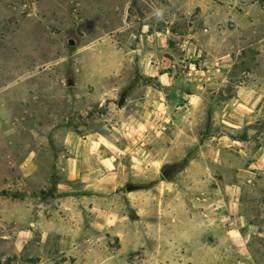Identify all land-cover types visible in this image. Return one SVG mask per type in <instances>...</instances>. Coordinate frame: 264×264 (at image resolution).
<instances>
[{"label":"rangeland","instance_id":"rangeland-1","mask_svg":"<svg viewBox=\"0 0 264 264\" xmlns=\"http://www.w3.org/2000/svg\"><path fill=\"white\" fill-rule=\"evenodd\" d=\"M156 32L175 63L163 84L142 74L137 45ZM146 97L160 102L152 117L125 130ZM263 105L264 0H0V264H36L17 244L32 223L77 233L47 264H264V133L246 141ZM93 138L112 145L97 155L112 181L89 192L62 165ZM93 208L119 230L90 228Z\"/></svg>","mask_w":264,"mask_h":264},{"label":"crops","instance_id":"crops-1","mask_svg":"<svg viewBox=\"0 0 264 264\" xmlns=\"http://www.w3.org/2000/svg\"><path fill=\"white\" fill-rule=\"evenodd\" d=\"M167 34L168 33L159 32L138 33L137 45L140 47L142 46L141 48L144 49V52H142L143 50H138L139 54L142 53L143 55V58L141 59L142 74H145V76L149 78L158 79L161 84H163L166 80L173 81L174 79L172 70L175 63L171 59L172 55L170 54L171 50L168 47L169 38ZM206 85L209 86V83ZM162 93L163 92L161 90H154V92H150V95L156 98ZM185 97L188 99L191 96L185 95ZM159 103L146 97L144 99V103L139 105L144 108L143 112H140L139 116L129 117L130 122H128V124L123 128H126L125 130L132 131L138 129L139 127H145V121L149 120L154 112L149 107L152 106V104L154 106L159 105ZM85 140L81 139L79 146L82 145L83 147H79V150H87V156H84L81 153V157L69 158L65 160L62 165L66 181L73 182L79 180L82 184H84L85 190H89V192H93L98 187L103 190L109 188L112 181L111 174L108 172V170L110 171V166L112 165L111 161L108 158L102 157V160H99L97 155L102 156V153H104L111 157L110 151L112 150V145L110 142L104 141V139L103 141H100L97 138H93L92 141H87V139ZM263 152L264 149L258 151L256 153V158L258 159ZM57 188L56 192H65L66 198L71 199L75 197L73 195V191L67 189L60 191V186H57ZM64 210L67 211L72 218H74L73 220L75 222L81 220L80 213L75 212L78 210H74L73 208L67 206ZM90 214H93L92 222L89 224L90 228L95 229L96 231H107V234L119 230L117 226L110 229L112 225H109L111 224L109 212L97 213V211L93 208L90 210ZM31 226L32 229L28 228L19 232L17 235V244L18 249H21V251L23 250L24 252L26 246L32 247V250L30 248L27 252L31 254L30 258L34 259L36 264H47L57 257L66 256V254L79 243L76 238L77 233L73 228L43 227L37 225L36 223H32ZM99 257L100 256H96V260H99Z\"/></svg>","mask_w":264,"mask_h":264},{"label":"water","instance_id":"water-1","mask_svg":"<svg viewBox=\"0 0 264 264\" xmlns=\"http://www.w3.org/2000/svg\"><path fill=\"white\" fill-rule=\"evenodd\" d=\"M66 45L68 47L71 48H75L79 45V42L77 39L73 38V37H69L66 40ZM65 86L67 88H74L76 86L75 83V76L74 75H69L66 79H65ZM125 103V96L124 94L121 95V98L118 102V106L122 107ZM104 105L100 104L99 106L96 107H91L90 108V113L94 116L98 115L99 113H101L102 110H104ZM264 133V121L256 124V125H249L246 128V141L247 144L252 145L257 139H259L261 137V135ZM165 170L161 171L162 176L165 179H168V175L165 174L164 172ZM129 218L133 221H135L137 219V215L135 213H132L129 215Z\"/></svg>","mask_w":264,"mask_h":264},{"label":"built area","instance_id":"built-area-1","mask_svg":"<svg viewBox=\"0 0 264 264\" xmlns=\"http://www.w3.org/2000/svg\"><path fill=\"white\" fill-rule=\"evenodd\" d=\"M201 67V66H200ZM203 67L205 68V64L203 65ZM190 72H193L195 74H200V75H204L207 74V81L211 79L212 74H211V70L209 69V67H207L206 71H203L201 69H198L197 67H195L194 65L190 67ZM193 79L189 78V81L191 82Z\"/></svg>","mask_w":264,"mask_h":264},{"label":"flooded vegetation","instance_id":"flooded-vegetation-1","mask_svg":"<svg viewBox=\"0 0 264 264\" xmlns=\"http://www.w3.org/2000/svg\"><path fill=\"white\" fill-rule=\"evenodd\" d=\"M177 166L176 165H170V166H165L163 170H165V174L168 175V178L172 177L174 173H176Z\"/></svg>","mask_w":264,"mask_h":264},{"label":"trees","instance_id":"trees-1","mask_svg":"<svg viewBox=\"0 0 264 264\" xmlns=\"http://www.w3.org/2000/svg\"><path fill=\"white\" fill-rule=\"evenodd\" d=\"M135 85H136V80H134L133 82H132V84L130 85V87H128L125 91H124V96H126L134 87H135ZM224 97H225V91H222V93H221Z\"/></svg>","mask_w":264,"mask_h":264},{"label":"bare ground","instance_id":"bare-ground-1","mask_svg":"<svg viewBox=\"0 0 264 264\" xmlns=\"http://www.w3.org/2000/svg\"><path fill=\"white\" fill-rule=\"evenodd\" d=\"M261 111L264 112V105L261 107Z\"/></svg>","mask_w":264,"mask_h":264}]
</instances>
